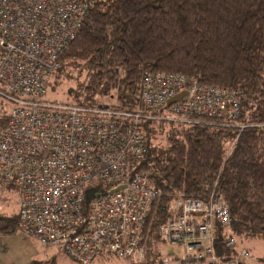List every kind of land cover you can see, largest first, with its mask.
I'll return each instance as SVG.
<instances>
[{"label":"built area","instance_id":"obj_1","mask_svg":"<svg viewBox=\"0 0 264 264\" xmlns=\"http://www.w3.org/2000/svg\"><path fill=\"white\" fill-rule=\"evenodd\" d=\"M97 1L0 0V96L8 106L0 184L18 193L19 230L77 264L101 254L144 259L151 204L161 195L137 168L145 121L225 123L240 111L239 91L163 71L142 75L133 110L47 99L59 54ZM169 210L157 232L175 251L162 252V264H260L245 247L217 252L216 228L230 222L221 195L174 194ZM225 238L223 248L235 247V236Z\"/></svg>","mask_w":264,"mask_h":264},{"label":"trees","instance_id":"obj_2","mask_svg":"<svg viewBox=\"0 0 264 264\" xmlns=\"http://www.w3.org/2000/svg\"><path fill=\"white\" fill-rule=\"evenodd\" d=\"M58 61L48 88L64 72L71 83L65 100L80 105L135 109L146 71L181 73L240 93L232 122H144L146 147L137 168L161 195L151 204L144 259L134 264H162L157 227L174 194L221 195L230 222L216 228L218 253L242 247L236 241L223 248L226 234L264 240V0H98ZM106 95L115 101L100 99ZM1 102L3 123L8 106ZM163 132L159 144L156 135ZM18 230L17 211L0 213V235Z\"/></svg>","mask_w":264,"mask_h":264},{"label":"rangeland","instance_id":"obj_3","mask_svg":"<svg viewBox=\"0 0 264 264\" xmlns=\"http://www.w3.org/2000/svg\"><path fill=\"white\" fill-rule=\"evenodd\" d=\"M64 72L58 76L59 83L50 84L46 93V98L50 100H65L68 99L66 89L70 81L64 78ZM66 76V75H65ZM62 77V78H60ZM58 79V80H59ZM71 84V83H70ZM105 102L115 101V96H102L100 98ZM4 99L0 96L1 101ZM7 103L4 101V106L7 107ZM166 130V129H165ZM156 142L164 144L165 136L164 132L156 135ZM18 193L14 188L7 187L4 184H0V213L2 214H14L17 211V199ZM237 242L242 247H247L260 264H264V240L255 237H238ZM161 252L170 253L175 251L174 247L167 243H161ZM34 250L33 254H30ZM56 249L45 248L40 245L35 239L28 237L18 230L15 234L0 235V264H26L27 257L31 255L32 258H50L55 256L56 264H77L65 254L58 252L55 255ZM57 252V251H56ZM37 253V255H36ZM105 259H95L92 264H134L135 261L115 254H109V256H103Z\"/></svg>","mask_w":264,"mask_h":264},{"label":"crops","instance_id":"obj_4","mask_svg":"<svg viewBox=\"0 0 264 264\" xmlns=\"http://www.w3.org/2000/svg\"><path fill=\"white\" fill-rule=\"evenodd\" d=\"M28 237H29V236H28ZM30 238H32V237H30ZM32 239H34V238H32ZM37 242H38V241H37ZM38 243H39V242H38ZM39 244H40V243H39ZM40 245H41V244H40ZM48 249H51V248H48ZM56 251H57V250H56ZM56 251H55V255L57 256L58 251H57V252H56ZM33 253H34V250H33L32 252H30V254H33ZM34 254H35V253H34ZM36 255H37V253H36ZM103 256H105V255L98 256V257L95 258V259H102V258L105 259V257H103ZM50 258H54V259H55V256L50 257ZM26 259H27V263H26V264H29L30 261L33 260V259H49V258H37V257H36V258H32V259H31V255H29ZM95 259H94V260H95ZM94 260H93V262H94ZM93 262H92V263H93ZM92 263H91V264H92Z\"/></svg>","mask_w":264,"mask_h":264},{"label":"water","instance_id":"obj_5","mask_svg":"<svg viewBox=\"0 0 264 264\" xmlns=\"http://www.w3.org/2000/svg\"><path fill=\"white\" fill-rule=\"evenodd\" d=\"M182 94H183V93H180V94H178V95H175L173 98H171V99L169 100V103H171V102L177 100Z\"/></svg>","mask_w":264,"mask_h":264}]
</instances>
